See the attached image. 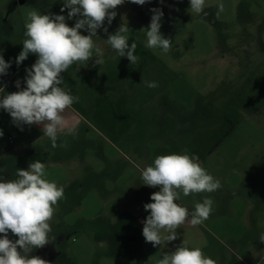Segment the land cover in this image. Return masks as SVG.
I'll return each mask as SVG.
<instances>
[{"label": "rangeland", "instance_id": "obj_1", "mask_svg": "<svg viewBox=\"0 0 264 264\" xmlns=\"http://www.w3.org/2000/svg\"><path fill=\"white\" fill-rule=\"evenodd\" d=\"M225 5L217 14L216 5ZM64 0H0V54L10 63L0 76L3 95L26 87L19 65L26 14H59ZM207 16L189 12L190 0H125L117 16L97 30L104 64H74L62 73L79 102L65 113L75 132L58 134L57 147L41 126L17 127L0 109V177L15 179L31 162L46 164L47 179L64 188L51 223L55 262L49 264H157L183 240L217 264H264V0H206ZM153 8L164 16L161 34L171 51L146 47ZM66 19L72 27L76 19ZM127 23L129 44L137 45L136 64L119 57L104 41ZM87 35L85 30H80ZM20 81V89L16 81ZM143 81H155L156 88ZM74 109V111H73ZM187 153L222 187L192 194L178 203L194 210L204 197L213 212L203 224L185 223L175 241L153 247L142 235L143 221L159 188L143 184L135 167L157 155ZM2 235V234H0ZM167 235V233H162ZM10 239H18L9 232ZM41 248L30 255L37 256Z\"/></svg>", "mask_w": 264, "mask_h": 264}, {"label": "clouds", "instance_id": "obj_2", "mask_svg": "<svg viewBox=\"0 0 264 264\" xmlns=\"http://www.w3.org/2000/svg\"><path fill=\"white\" fill-rule=\"evenodd\" d=\"M130 3L144 5L149 0H128ZM163 0H161V3ZM125 0H64L60 12L68 9L67 18L59 14H41L35 8L26 14L24 23L23 48L16 57L19 65L29 54L37 56L31 68L26 69V87L0 98V109L12 118L13 123L23 131V125H39L56 148L58 134L67 129L68 134L75 132V124L69 122L65 113L79 102L64 85L62 73L72 65L87 63L95 57V65L104 64V49L96 43L97 30L111 25L117 16V7ZM206 0H190L189 12L196 16H207ZM217 14L225 9L220 2L216 5ZM151 21L146 31V47L161 49L163 54L171 51L172 40L161 34V20L164 13L153 8ZM76 19L70 27L67 20ZM88 34L82 35L80 30ZM130 29L121 23L114 34L104 40L119 57H127L131 65L139 62L135 55L137 45L129 44ZM10 63L0 54V76L6 75ZM148 88H156L155 81H143ZM20 89V81H16ZM0 87V93H4ZM74 111V109H73ZM0 136L3 131L0 130ZM143 184L159 191L152 193L151 203L144 205L150 214L143 221L142 235L146 243L153 247L175 241L177 229L186 222L193 227L209 219L213 212V200L204 197L194 204V210L180 203L183 197L192 194L213 193L222 187L220 180L211 175L200 163L199 158L185 153L157 155L151 165L140 167ZM15 179L0 177V264H49L39 256H32L34 249L43 248L54 237L51 221L58 202L63 200L64 188L55 181L47 179L46 164L36 160L27 170L17 169ZM9 232L18 239H10ZM167 233V235H162ZM264 243V233L259 237ZM157 264H217L206 256L201 248L189 247L183 240L174 251L163 254Z\"/></svg>", "mask_w": 264, "mask_h": 264}, {"label": "flooded vegetation", "instance_id": "obj_3", "mask_svg": "<svg viewBox=\"0 0 264 264\" xmlns=\"http://www.w3.org/2000/svg\"><path fill=\"white\" fill-rule=\"evenodd\" d=\"M37 256L41 257L42 259L47 260L49 263H52L53 261L55 262L56 258L61 257L57 254V251L54 247V243H51V244L49 243L43 248H41Z\"/></svg>", "mask_w": 264, "mask_h": 264}]
</instances>
